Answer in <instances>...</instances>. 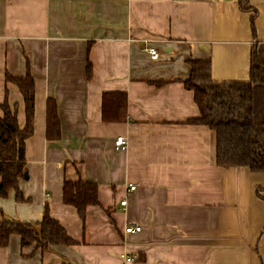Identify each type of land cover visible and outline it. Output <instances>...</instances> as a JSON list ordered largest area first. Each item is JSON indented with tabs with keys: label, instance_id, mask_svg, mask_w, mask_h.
Returning a JSON list of instances; mask_svg holds the SVG:
<instances>
[{
	"label": "crops",
	"instance_id": "obj_1",
	"mask_svg": "<svg viewBox=\"0 0 264 264\" xmlns=\"http://www.w3.org/2000/svg\"><path fill=\"white\" fill-rule=\"evenodd\" d=\"M257 43L264 0H0V117L8 100L26 125L7 74L26 76L29 64L36 82L26 200L14 190L0 197V221L39 222L48 205L77 241L23 249L13 234L0 264H264V173L218 164L216 132L190 122L200 110L185 86L190 59H211L216 81L248 80ZM106 92L127 93L125 121L103 119ZM50 99L56 141L47 137ZM67 180L98 187L100 205L85 219L64 202Z\"/></svg>",
	"mask_w": 264,
	"mask_h": 264
},
{
	"label": "trees",
	"instance_id": "obj_2",
	"mask_svg": "<svg viewBox=\"0 0 264 264\" xmlns=\"http://www.w3.org/2000/svg\"><path fill=\"white\" fill-rule=\"evenodd\" d=\"M190 76L185 86L194 92L200 116L190 120L204 124L216 132L217 161L225 167L244 166L264 173V43L254 45L250 78L244 81H216L212 76L211 59H190ZM91 75V63L88 67ZM7 81L20 88L26 106V125L21 128L18 108L6 100L0 117V197L14 190L19 202L25 201L20 181L27 173L26 140L34 133L36 82L29 70L26 76L7 74ZM47 137H61V120L57 102L48 100ZM103 119L121 122L128 117V97L125 92H106L103 97ZM64 202L78 209L82 219L91 205H100L98 187L83 180L66 181ZM13 234L21 237L22 248L36 245L49 250L53 246L77 244L65 227L50 213L49 206L39 222H23L11 218L0 221V246L9 244Z\"/></svg>",
	"mask_w": 264,
	"mask_h": 264
},
{
	"label": "built area",
	"instance_id": "obj_3",
	"mask_svg": "<svg viewBox=\"0 0 264 264\" xmlns=\"http://www.w3.org/2000/svg\"><path fill=\"white\" fill-rule=\"evenodd\" d=\"M143 49L146 52H148L154 60H158L161 56L160 51L156 47L152 46L149 40H146L144 42ZM127 146H128V139L126 137L120 136L117 138L116 140L117 149H126ZM136 188H137V185L131 184L129 186V191H134ZM126 203H127V199L122 201L123 205H126ZM141 229L142 227L140 225H128L125 229V232L126 233L140 232ZM127 259L134 260V258L128 257V256H127Z\"/></svg>",
	"mask_w": 264,
	"mask_h": 264
},
{
	"label": "water",
	"instance_id": "obj_4",
	"mask_svg": "<svg viewBox=\"0 0 264 264\" xmlns=\"http://www.w3.org/2000/svg\"><path fill=\"white\" fill-rule=\"evenodd\" d=\"M26 178L28 177V173H26V176H25Z\"/></svg>",
	"mask_w": 264,
	"mask_h": 264
}]
</instances>
